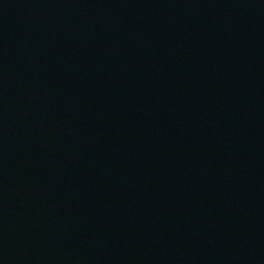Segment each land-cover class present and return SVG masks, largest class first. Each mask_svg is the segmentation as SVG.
I'll return each mask as SVG.
<instances>
[{
  "label": "water",
  "instance_id": "1",
  "mask_svg": "<svg viewBox=\"0 0 264 264\" xmlns=\"http://www.w3.org/2000/svg\"><path fill=\"white\" fill-rule=\"evenodd\" d=\"M0 264H264V0H0Z\"/></svg>",
  "mask_w": 264,
  "mask_h": 264
}]
</instances>
